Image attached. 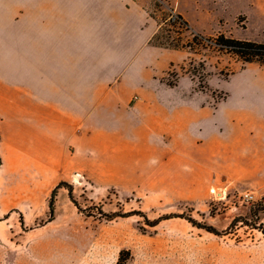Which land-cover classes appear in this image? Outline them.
I'll return each mask as SVG.
<instances>
[{
  "label": "rangeland",
  "instance_id": "374dc122",
  "mask_svg": "<svg viewBox=\"0 0 264 264\" xmlns=\"http://www.w3.org/2000/svg\"><path fill=\"white\" fill-rule=\"evenodd\" d=\"M262 7L264 0H150L159 40L191 46L167 54L177 64L163 80L170 85L187 77L182 91L217 108L215 146L234 133L231 121L229 133L218 134L222 113L263 64L213 41L224 34L264 42ZM173 14L202 37L171 20ZM194 136L179 133L176 146L130 179L81 172L43 179L0 156V264H264V183L247 165L202 162L208 142Z\"/></svg>",
  "mask_w": 264,
  "mask_h": 264
},
{
  "label": "crops",
  "instance_id": "0c3cea01",
  "mask_svg": "<svg viewBox=\"0 0 264 264\" xmlns=\"http://www.w3.org/2000/svg\"><path fill=\"white\" fill-rule=\"evenodd\" d=\"M8 4H14V15ZM149 4L0 0L4 163L15 164L19 172L29 165L49 180L75 172L90 179L107 173L130 179L151 157L176 146L179 133L191 132L196 141L207 139L202 162L247 165L264 183V64H256L261 75L245 79L238 100L222 113L218 134H228L231 121L234 133L215 146L217 108L200 105L191 90L182 91L187 77L173 86L163 80L177 64L167 54L177 50L151 42L158 25Z\"/></svg>",
  "mask_w": 264,
  "mask_h": 264
},
{
  "label": "trees",
  "instance_id": "16d2710c",
  "mask_svg": "<svg viewBox=\"0 0 264 264\" xmlns=\"http://www.w3.org/2000/svg\"><path fill=\"white\" fill-rule=\"evenodd\" d=\"M172 16V15H171ZM171 20L173 18H170ZM178 20L181 25H184L187 28H190L188 21L184 19V17L181 14L175 15V19ZM192 34L195 38L202 37L200 34L194 32L191 28ZM159 29L156 32V34L152 37L151 42L159 47L177 50L181 47L185 48H191L190 45H179V44H169L164 43L159 40L158 37ZM213 44L220 48L227 50L238 57H240L245 62H260L264 64V42H257L253 40H243V39H236L232 37H227L224 34L219 35L217 38L214 39ZM178 80H176L174 83L170 84L171 86L175 85Z\"/></svg>",
  "mask_w": 264,
  "mask_h": 264
},
{
  "label": "built area",
  "instance_id": "2783aa9c",
  "mask_svg": "<svg viewBox=\"0 0 264 264\" xmlns=\"http://www.w3.org/2000/svg\"><path fill=\"white\" fill-rule=\"evenodd\" d=\"M171 18L175 19V15L173 14V15L171 16ZM75 176L81 177V174L78 173V172H75ZM212 192H215V189H212ZM215 193H217V192H215ZM244 195H245L246 199H248V198L251 196V195L248 194V193H245Z\"/></svg>",
  "mask_w": 264,
  "mask_h": 264
}]
</instances>
